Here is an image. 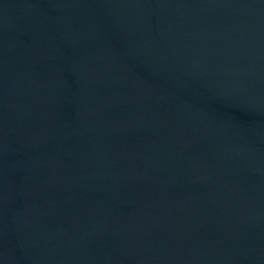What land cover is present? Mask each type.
<instances>
[{
  "label": "water",
  "instance_id": "95a60500",
  "mask_svg": "<svg viewBox=\"0 0 264 264\" xmlns=\"http://www.w3.org/2000/svg\"><path fill=\"white\" fill-rule=\"evenodd\" d=\"M0 264H264V0H0Z\"/></svg>",
  "mask_w": 264,
  "mask_h": 264
}]
</instances>
